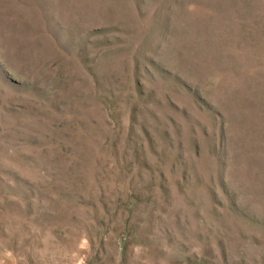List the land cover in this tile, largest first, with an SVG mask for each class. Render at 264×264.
Returning a JSON list of instances; mask_svg holds the SVG:
<instances>
[{
	"label": "rangeland",
	"instance_id": "rangeland-1",
	"mask_svg": "<svg viewBox=\"0 0 264 264\" xmlns=\"http://www.w3.org/2000/svg\"><path fill=\"white\" fill-rule=\"evenodd\" d=\"M0 264H264V0H0Z\"/></svg>",
	"mask_w": 264,
	"mask_h": 264
}]
</instances>
